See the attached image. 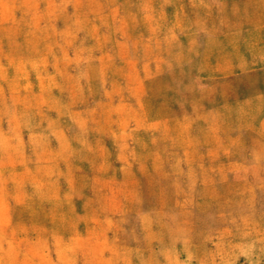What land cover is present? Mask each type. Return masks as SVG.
I'll list each match as a JSON object with an SVG mask.
<instances>
[{
	"label": "rangeland",
	"instance_id": "obj_1",
	"mask_svg": "<svg viewBox=\"0 0 264 264\" xmlns=\"http://www.w3.org/2000/svg\"><path fill=\"white\" fill-rule=\"evenodd\" d=\"M0 264H264V0H0Z\"/></svg>",
	"mask_w": 264,
	"mask_h": 264
}]
</instances>
